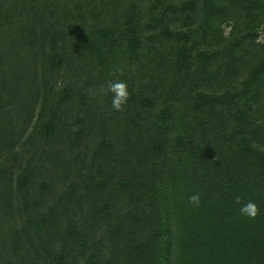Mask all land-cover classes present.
<instances>
[{"label": "trees", "instance_id": "obj_1", "mask_svg": "<svg viewBox=\"0 0 264 264\" xmlns=\"http://www.w3.org/2000/svg\"><path fill=\"white\" fill-rule=\"evenodd\" d=\"M263 27L264 0H0V264H264Z\"/></svg>", "mask_w": 264, "mask_h": 264}, {"label": "clouds", "instance_id": "obj_2", "mask_svg": "<svg viewBox=\"0 0 264 264\" xmlns=\"http://www.w3.org/2000/svg\"><path fill=\"white\" fill-rule=\"evenodd\" d=\"M119 73V75H123V69L119 68L115 72L112 73V75H116ZM100 93L104 96H107L111 94L112 100L111 105L112 109L115 111H123L125 105L127 104L130 94L128 91V85L126 82L122 80H110L107 82V86H101ZM188 203L190 205L199 207L201 204V195L200 193H194L188 197ZM235 203L237 205H240V215L248 217L250 219L255 220L259 216V208L258 206L251 200H249L247 203H242L241 197L237 196L235 198Z\"/></svg>", "mask_w": 264, "mask_h": 264}, {"label": "rangeland", "instance_id": "obj_3", "mask_svg": "<svg viewBox=\"0 0 264 264\" xmlns=\"http://www.w3.org/2000/svg\"><path fill=\"white\" fill-rule=\"evenodd\" d=\"M87 30H88V27H85V31H87ZM259 35H260V40L262 42H264V27L259 30ZM42 65H44V63H42V61L40 60L39 63L35 64V68L37 70H39V68ZM28 87H29V85H28ZM31 131H32V129L29 128L25 132H31ZM31 141H32V136L29 138V141H28L27 146H26V150H30L29 154H26V150H24L25 156L23 157V161H24L23 163L24 164H28V161H26V158L27 157H32L31 159L33 161V168H34L36 166L41 165L40 161H41V159L43 157V155H42L43 148H40L39 151H38L39 145L37 144L35 146H32V144H30ZM30 154H32V156H30ZM5 157H6L5 154L1 155V158H5ZM43 159H44V157H43ZM0 162H2V161L0 160ZM74 165H77V164L75 163ZM43 177H46V176L43 175ZM38 179H39V176L36 178V180H38ZM13 180H15L14 177H13ZM64 183H65V181L63 182L62 180H57V181L50 180V181H48L47 184H48V186L50 188H56L55 191H58V192L62 193L61 190L63 188V184ZM38 187H39L38 185L37 186L34 185V187H33L34 189L33 188H29V190H33L35 192L40 191V187L39 188ZM8 217H9V215L0 217V226H2V227L6 226V228H8V226H7ZM6 228L1 229V235H0V258L2 257V249H6V245L4 243L2 245V240H4L5 238L9 237V230L6 229ZM5 243H7V241H5Z\"/></svg>", "mask_w": 264, "mask_h": 264}]
</instances>
